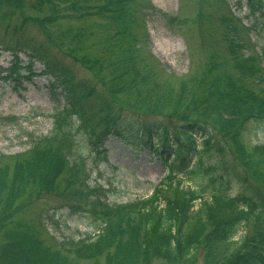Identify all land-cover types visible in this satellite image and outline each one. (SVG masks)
<instances>
[{
  "label": "rangeland",
  "instance_id": "1",
  "mask_svg": "<svg viewBox=\"0 0 264 264\" xmlns=\"http://www.w3.org/2000/svg\"><path fill=\"white\" fill-rule=\"evenodd\" d=\"M106 2L0 0V154L24 151L30 136L50 133L52 115L68 103L65 91L50 84L56 83V78L42 56L34 63V74L23 72L20 82L5 78L16 59L15 52L28 65L31 48L38 47L53 62L70 68L75 83L104 93L113 116L125 123L157 121L174 129L188 119L204 120L225 146L228 165L244 172L264 194V110L254 115L263 120L251 117L228 133L217 120L229 117V113L207 112L214 104L221 107L224 102L238 103L240 95L250 106L264 108V18L254 16L245 0H131L125 5L126 17L115 19L100 10ZM232 13L237 16L236 22L242 20L237 35L229 19ZM249 24L254 25L252 33L247 29ZM245 34L250 43L238 54L230 36L238 42L239 35ZM23 39L27 46L17 42ZM248 54L256 56L252 63L261 68L260 74L253 76L242 65H248L242 61ZM94 98V94L89 95L85 104L93 101L91 105L98 115L102 105ZM136 130L132 125L127 140L111 135L99 154L90 148L84 131L74 135L71 161L87 169L91 186L102 184L109 189L104 197L108 203L133 202L148 197L164 180L168 183L166 163L137 137L141 133ZM232 130H240V144L230 138ZM236 147L249 157L245 159ZM216 159L206 158L205 163ZM175 182L193 186L182 173ZM59 186L54 193L39 194V189L27 182L21 197L12 201L21 204L7 211L12 219L10 227L0 229V264H5L10 251V237L22 243L29 240L51 257L57 254L46 264H114L107 254L99 259L83 258L62 245L65 239L78 240L94 232L87 209L93 205L84 203L82 210L74 211L71 203L76 199L68 190L72 186L64 189V181ZM242 191L241 181L231 177L230 194ZM2 199L3 195L0 209L4 206ZM15 222L21 232L15 229ZM253 222L251 219L250 226L242 228L235 239L251 234ZM151 264L170 263L155 258Z\"/></svg>",
  "mask_w": 264,
  "mask_h": 264
},
{
  "label": "trees",
  "instance_id": "2",
  "mask_svg": "<svg viewBox=\"0 0 264 264\" xmlns=\"http://www.w3.org/2000/svg\"><path fill=\"white\" fill-rule=\"evenodd\" d=\"M127 1L129 3L131 0H107L99 8L103 13L105 11V15L120 19L121 16L126 17ZM245 1L249 3L253 15L264 18V0ZM230 15L231 27L237 35L236 30L240 29L239 22L242 20L240 18L236 22L237 16L234 13ZM37 21L41 22L42 19ZM247 26L249 32L253 30V24ZM245 37L239 35L237 42L230 36L238 54L242 53L244 45L250 43L249 38ZM17 42L26 45L24 39ZM41 51L38 47L31 48L28 65L15 52L16 59L10 64L5 78L20 82L23 72L34 74V63L42 56L56 78V83L50 84L60 86L65 91L68 103L52 115L54 119L50 133L41 137L30 136V144L24 151L0 154V196L3 195L4 203L0 209V229L10 227L12 219L11 214L7 216V211L11 207H20V201H12L21 197L27 182L39 189L36 190L39 194H43L59 190V185L64 181V189L72 186L68 190L69 195L76 199L71 203L74 211L82 210L80 207L84 203L91 202L93 205L92 209H87L93 218L94 232L78 240L68 238L61 241L63 246L76 254L80 253L83 258L99 259L107 254L114 264L118 260H122L123 264H134V260L135 264H151L155 258L170 264H196L199 260L203 264H264V194L258 191L259 188L250 182L244 172H240L235 165H228L225 146L204 120L188 119L174 129L157 121L144 123L134 120L133 124L125 123L113 116V109L104 93L97 92L87 84L75 83L70 68L53 62L48 53L43 55ZM254 57L249 54L242 57V61L250 66L242 65L253 76L262 72L252 63ZM93 94L95 103L102 105L98 115L91 105L93 101L85 104L86 98ZM243 98L240 95L238 103L224 102L221 107L214 104L207 110L213 114L223 113V110L229 113V117L223 116L217 120L222 122L221 129L226 133L232 128L238 129V125L251 117L258 122L262 119L254 115H260L264 108L250 106L249 101ZM132 125L141 133L137 137L143 142L145 140L155 155L166 163L169 169L166 176L168 183L164 180L148 197L127 203H108L104 197L109 189L102 184L91 186L87 169L79 162L73 164L71 161L76 144L74 135L76 131H84L90 148L99 154L104 151L105 142L111 135L130 139ZM233 130L229 136L240 144V130L236 133ZM236 150L244 153L245 159L249 157L240 147H236ZM213 157L217 158L215 162L205 163L206 158ZM181 173L191 180L193 186L188 184L184 187L180 182H175ZM231 177L241 181L244 191L230 194ZM3 189L6 190L3 192ZM251 219L254 221L253 232L235 239L242 228L250 226ZM19 228L20 225L16 223L15 229L19 231ZM30 242L22 243L10 237V251L5 256V264H46L47 259L52 260L53 256H57L53 254L51 257L49 253L41 252ZM0 256L3 258V254Z\"/></svg>",
  "mask_w": 264,
  "mask_h": 264
}]
</instances>
